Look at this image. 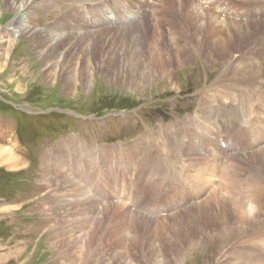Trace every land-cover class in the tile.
<instances>
[{
    "label": "rangeland",
    "instance_id": "374dc122",
    "mask_svg": "<svg viewBox=\"0 0 264 264\" xmlns=\"http://www.w3.org/2000/svg\"><path fill=\"white\" fill-rule=\"evenodd\" d=\"M51 1L52 0H49L48 2ZM65 1L66 0H62L59 4L57 3L61 6V11L63 10L62 8ZM139 1L143 3L146 0ZM218 1L219 3L217 4ZM202 2L207 4V7H211L212 11H216L213 9L215 6L221 9L225 8L224 5L226 4V0H217V2L216 0H203ZM221 3L223 4L221 5ZM6 4L5 0H0V147L9 149L12 154L11 164L12 162L15 164L11 167H7L6 163L0 159V264L73 263L71 257H66V259L63 257L64 251H67L66 248L61 250V244L57 241L58 239L52 240L51 238L52 230L58 229L60 220L53 215L52 206L54 203L51 204L49 201H55L56 193H58L55 189L58 187L55 181V175H47L44 168L48 169L49 167L50 169L51 166L54 167V165H58L54 159L48 160L49 155L53 153V151L57 150V155L62 156V149L66 150L68 146L71 148H80V145L84 146L81 152L83 151L87 154H91L93 158L91 161L92 165L88 162L87 167L85 166L87 160L82 157L84 154H80V157H70V151L66 150L63 160L64 168L66 167L65 170L68 171L69 176L73 178L76 177V179L78 178L82 185L85 184L84 186L88 189L96 187L97 191L91 192V195H95L96 200L100 201V197L104 195V202L109 203L114 199L119 203L120 201L122 202V199L128 198L129 195L130 204L133 208L142 206L151 210L150 206L152 205L153 209L150 218L158 217L161 220L164 217L168 218L166 224L168 232L154 229L140 231L139 245L135 249L137 252V248L140 246L137 253L138 260L134 261V264H146L147 249L149 246H154L157 242L163 246V251L166 253L173 244H177L178 247L180 246L179 250L183 248V254L181 252L179 257L173 259L176 264H245V259L241 258V255V257L238 255L235 256L236 259L234 255L246 251L248 252V250L252 251V254L257 252L255 255L260 257L264 256V239L262 240L264 236L261 235L264 234V218H262V225L260 224L261 231L259 229L257 230L259 232L253 231V229L247 227L239 226L237 228V226L233 225L234 230L232 229L224 235L212 233L208 237L203 238L195 234V229L198 224H201L203 227V222L198 212L210 210L206 208L208 204H205L210 199L212 201L214 199L218 202L221 201V206L227 205L231 206L233 209L231 200L236 199L235 202H245L246 196L249 194L248 191L245 190L246 187L243 186L236 188L238 190L223 189L224 193L223 190L222 192L220 190L213 191L215 186L213 188H206V190H201L202 187L201 189L197 188L196 181H190L186 178L187 161L184 155L180 153V150L186 148V142H191L196 147V142L200 140L192 139L194 136L199 135L209 140L210 138H207V136H209L210 133L213 134L214 132L215 135L218 129H223L224 132L229 131L228 127L233 123L235 127L232 128L234 129L232 131L237 135L235 145L237 142L241 143L242 140L245 142L252 141V145L244 143L243 149L237 152L238 155H235L234 151L227 153L224 149V153L219 155L215 163L223 169L228 157H236L242 154L244 158L241 162H229L231 165L233 164L235 170L238 171L236 175L229 178V181L238 180L244 182L247 177L244 168L248 167V170L251 171V164H253V162L255 163V161L251 160V158H253L251 156L259 149L258 145L254 144L256 141L251 138L257 137L259 134L257 132L263 129L259 128L256 130V133L248 136L240 131V129H237L239 120L243 118H238L237 115L232 113L229 114L233 106L238 107L240 99H238L237 102V96L234 95L229 102L227 101L228 104L226 103V107L223 104L226 95L223 94V105L219 106L217 104L218 102H216L217 114H219L223 107L225 108V113L220 114V116L218 115V120L214 121L211 127H209L208 124H203L201 129L196 128L199 132L203 131L198 134L193 130L194 127L188 129L185 124H177L176 131L179 133L175 135V137L177 136L176 138L174 137L175 140L177 139L174 146L167 145L163 148V145L160 144V149L157 147H149L151 149H149V153H146L144 156L145 161L143 162V158L141 159L143 155L138 156L137 154L136 160L130 161L129 169H127L129 172L127 170L125 172L127 161L123 158L125 151L122 149H126L144 134H158L160 137L163 128L172 129L173 123L183 118L190 119L196 117L199 104L202 98L211 90L210 88H212L218 80L228 78L229 72L226 67H223L220 62L215 63V61H213L209 63L205 61V59L202 60L195 56L193 57L194 60L192 64L181 67L178 66L180 64L175 63L173 64L174 66L168 69L170 71L169 74L162 77L161 80H151L147 82V84L139 83L140 85H136L138 87L137 89L135 86L127 85L130 84L128 81L118 82V80H115L114 73L117 71L112 72L111 75L105 73V68L107 67L106 61L108 59L115 60V56L104 55L101 57L99 63L74 60V62L63 65L64 70H72L73 68L77 70L84 69L83 72L79 71L80 83H86L84 78L88 73L92 75L90 77L91 84L89 83L88 88H85V86L79 83L80 86L76 90L73 88L72 91L68 93L64 91L63 80L61 79L63 72L54 73L53 77L48 79L46 70L50 65H45L44 60L39 58L37 54L38 43L36 44L35 40L27 38V36L24 37V34H17L16 36L12 33L13 29L11 23L14 21L15 15L8 10ZM44 5L45 0L34 1L32 6L33 10L40 11L35 13L28 21L29 26L36 27L41 31L45 29V26H56L62 23L59 20V14H56L57 10L55 11V9L59 11V6H56L57 8L55 9L43 12L42 9ZM159 5L160 3L157 4L158 7L153 11V3L147 0L145 8L142 10L144 18H148L147 16L150 12L154 14L160 11L161 6ZM218 5L221 7H218ZM141 14H139V16ZM255 15L256 14L253 13L250 20L259 19L261 16L256 15L258 16L256 17ZM153 16H150L151 24L154 21ZM222 20H224V18H222ZM10 40L12 42L14 41V44L12 47L8 48L9 42H11ZM159 41H162L161 38L154 39L151 47L153 49H158L157 46L160 43ZM171 41L173 40L170 39V42ZM171 48L175 49L174 46ZM120 50L121 49L118 50L119 54ZM132 51L133 48L123 49L119 57L125 56L129 59L135 54H130ZM119 62V68L120 66H125L120 58ZM121 72L124 73V70L121 69ZM252 99V101L250 99L245 101L244 105L250 107L253 106L252 104L256 101V105H254L256 107L260 105L261 111L259 110L260 113L257 114L256 117H253L254 115L251 116L253 120H249L247 117L246 122L256 126L257 124L264 126V110L262 109L264 105L260 98L253 97ZM236 112L238 111L236 110ZM191 135L193 137H191ZM241 135L246 136L242 137ZM215 137L218 139V136ZM156 139H159L161 143L164 141L163 137ZM219 140H221V138ZM75 141H77V143L73 145ZM262 142L263 140L261 139L260 146L263 145L264 142ZM222 144L225 148L226 144L224 142ZM251 146L255 150L252 151ZM204 147L205 146L200 148L201 153L204 154L205 157L207 156V159L211 160V158H209L210 153L206 152ZM58 149H60V152ZM89 149L92 150V153L89 152ZM153 154H155V156ZM174 155H177V158ZM210 155L217 157L216 153ZM246 155H248L247 158ZM159 158L165 161L159 162L162 166L166 163L171 171L174 170L173 172L179 174L178 176L180 177L178 178H181V183H176L172 179H169L163 172L157 171L152 164H149V166L145 164L148 160L152 162ZM49 161H51V164H49ZM103 161L109 162L104 166ZM245 161H249L251 164L246 166L244 164ZM141 170H143L146 175L145 177L143 175V180L138 183L134 176ZM116 172L118 173V181L115 182V192V190H113L114 184H108L106 182L108 180V175L110 174L113 176ZM89 176L91 178L96 176L94 182L91 180V184L88 180ZM125 179L128 182H126V185H128L130 191L124 190ZM98 186H101V189L98 188ZM104 186H109V188L103 190ZM184 186L188 190H199L197 193H192L187 203L183 195L184 192L182 188ZM132 191H134V193H140V197H133L132 199ZM229 195L233 196L229 197ZM51 196H53V198ZM45 198L47 202H45ZM131 200L133 201L131 202ZM154 202H158V206L160 205L162 209L159 210ZM213 204L216 210L220 209V206L217 207L215 203ZM192 205L196 207L190 208L194 211L190 213V216L197 212L198 218H193L192 215V217L182 218L178 223H176L177 221H173L175 216L181 214L187 215L186 210ZM139 211L143 212L141 209ZM71 212L74 213L76 211L73 209ZM143 213L146 214L147 212L144 211ZM146 215H148V213ZM107 226L110 227V225ZM75 227L76 230H78L81 228V224L77 223ZM238 229L241 233L237 232L239 231ZM83 231H85L84 233L88 231V225ZM232 232V238L227 239L226 237ZM104 234L105 233H103V235ZM211 235L216 237H214V239H212V237V240L208 239ZM256 236H258L257 239L262 238L257 240ZM102 238L104 241L102 239L99 240L97 249L94 248V251L96 252L98 250V252H96L95 258L93 259L94 261L91 262V264H101L108 262V259L109 261L112 259L110 254L114 251V242L112 239L105 236H102ZM261 241H263L262 246ZM250 251L249 253H251ZM90 253L92 252H89V254ZM60 256L63 257V259H61ZM171 256H173V254ZM238 258H240V260ZM236 261L240 262L237 263Z\"/></svg>",
    "mask_w": 264,
    "mask_h": 264
},
{
    "label": "bare ground",
    "instance_id": "6f19581e",
    "mask_svg": "<svg viewBox=\"0 0 264 264\" xmlns=\"http://www.w3.org/2000/svg\"><path fill=\"white\" fill-rule=\"evenodd\" d=\"M5 1L8 10L15 15V19L11 23L13 29L12 33L16 36L17 34H24V37L27 36V38L35 40L36 44L38 43V52H36L39 58L44 60L45 65H50L46 70L48 79L50 77L52 78L54 73L63 72L61 79L63 80L64 91L68 93L71 92L73 88L76 90L80 84L85 86V88H88L90 77L92 75L88 73L84 78L86 83H80L79 71L83 72L84 69L77 70L76 68H73L72 70H64L63 65L74 62V60L99 63L101 57L104 55L115 56V60L108 59L106 61L107 67L105 68V73L111 75L112 72L117 71L114 73V79L118 80V82L128 81L130 84L127 85H132L133 87H137L139 83L147 84V82L151 80H161L162 77L169 74L170 71L168 69L174 66L173 64L177 63L180 64L178 66L186 67L187 65L192 64L194 60L193 57L195 56L202 60L205 59V61L209 63H212L213 61H215V63L220 62L223 67H226L229 72L228 78L218 80L215 84L213 83L214 85L210 88L211 90L202 98L196 117L193 116L194 118H190L191 120L189 118H183L182 120L173 123L172 129L166 127L163 128L160 133V137L164 138L162 143L159 142V139H156L160 138L158 134H144L126 149H122L125 151L123 158L127 161L125 172L129 169L130 161L136 160L137 154L138 156L143 155L141 159L143 158V162L145 161L144 156L146 153H149V149H151L149 147H157L160 149V144L163 145V148L167 145L174 146L177 140H175L177 137H175V135L179 133L176 131L177 124H185L188 129L194 127L195 129L193 128V130L198 134L203 132L197 130L201 129L203 124H208L209 127H211L214 121L218 120V115L220 116V114L225 113V108L223 107L221 109L220 107L221 111L217 114L215 106L216 102H218L217 104L219 106L224 104L226 107V103L228 104L229 100L235 95L238 97H236L237 102L238 99H240V101L238 102V107L233 106V109L229 114L232 113L237 115L238 118H243L239 120L237 129H240V131L244 132L247 136L256 133V130L259 128L263 129L262 131L257 132L259 133L257 137L251 138L256 141L254 144H257L259 149L256 150V152L254 151L255 154L251 156L253 157L251 160L255 161V163L253 162V164H251L249 161L244 162L246 166L249 164L252 165L250 167L251 171L248 170V167L244 168L245 174L247 175L244 182L238 180L229 181V178L238 173L233 164L231 165L229 162H241L244 158L242 154V156L228 157L223 169L215 163L217 158H219V155L224 153V149L227 153L234 151L235 155H238L237 152L243 149L244 143L252 145V141L245 142L243 140L241 143L237 142L235 145L237 135L232 131L234 130L232 128L235 127L233 123L228 127L229 131L224 132L223 129H218L215 135L214 132L213 134L210 133V135L207 136V138H210L209 140H206V137L202 138V136L199 135L194 136L195 138L191 135V137H193L192 139H199L200 141L196 142V147L191 142H186V148L180 150V153L184 155V158H186L187 161L186 178L190 181H196L197 188L201 189L202 187L201 190H206V188H213L215 186L213 191L220 190L222 192L223 189H236L243 186L246 187L245 190L248 191L249 194L246 196L245 202L241 201L240 203L235 202L236 199L231 200L233 209L231 206H221V201L218 202L214 199L213 202L211 199L209 200L208 195L207 197L209 201L205 204H208L206 208L210 210L198 212V215L203 222V227L201 224L197 225L195 229L196 235L203 238L208 237L212 233L224 235L230 232V230H234V226H237V228L239 226L251 228L253 231L260 230V224L262 225V218H264V126L260 124H257L256 126L246 122L247 117L249 120H253L252 118L260 113L259 110L261 106L259 105L256 107L255 101V103L253 102L255 105L252 104L253 106L246 107L244 102L248 99L251 100L253 97H258L264 105V0H226V4L224 5L225 8L220 9L215 6L213 9L216 11H212L211 7H207V4L202 2L203 0H148V2L150 1L154 5L153 11L156 10L158 7L157 4L159 3L161 9L154 14L150 12L148 16L146 15L148 17L146 19L144 18L142 10L145 8L147 0L143 3H140L139 0H66L62 11L60 10L61 6L58 5L62 0H56L57 2L53 0V2H48L49 0H45V5L42 9L43 12L55 9L57 8L56 6H59V11L58 9H55V11L57 10V13H55L59 14V20L62 23H59L56 26H45V29L42 31L38 30L36 27H31L28 24L29 19L35 13L40 11L33 10L32 6L36 0ZM218 3L219 1L217 4ZM222 4L223 3H221V5ZM218 7L221 6L218 5ZM253 13L261 15L260 18L250 20ZM139 14H141V17ZM150 16H153L154 21L152 24ZM222 18H224V20H222ZM157 38H161L162 41H159L160 43L158 46L156 45L158 49H153L151 47L153 44L152 41ZM170 39L173 41L170 42ZM11 42H9L8 48L13 46L14 41ZM171 45L174 46L175 49H172ZM128 48H133V51L130 54H135L129 59L125 56L119 57L123 52V49ZM119 49H121L120 54L118 53ZM119 58L125 64L124 67L120 66L119 68ZM121 69L124 70V73L121 72ZM223 94L226 95V99L224 97L222 104ZM262 109L264 110V108ZM236 110L238 112H236ZM251 116L253 117L251 118ZM246 135L241 136L245 137ZM215 136H218V139ZM220 138L221 140H219ZM261 139L263 140V145L260 146ZM223 142L226 144L225 148L222 146ZM76 143L77 141H75L73 145ZM203 146H205L204 149L206 152H209L210 154L216 153L217 157L209 154L211 160L207 159V156L205 157L200 151V148H203ZM83 148L84 146L81 145L80 148H71L68 146L66 150L70 151V157H80V154H84L82 157L87 160V164H85L87 167L88 162L91 164L93 158L91 157V154H87L83 151L81 152ZM58 150L60 152V149ZM66 150L62 149V156L57 155V150L53 151V153L49 155L48 160L54 159L58 165L56 164L54 167L51 166L50 169L49 167L48 169L44 168L47 175H55V181L57 182L58 187L55 189L58 192L56 193L55 201H49L51 204L54 203L52 206L53 215L60 220L58 229L52 230V240L58 239L57 241L61 244V250L66 248L67 251H64V256L62 255L65 259L66 257H71L74 264H91V262L94 261L93 259L95 258L96 252H98V250L95 252L94 248L97 249L99 240L102 239L104 241L102 236H105L113 240L114 251L111 254L109 253L112 259L109 261L107 258L108 262L101 264H134V261L138 260L137 253L140 246L137 248V252L135 249L139 245L140 231L154 229L157 231L168 232V227L166 226L168 218L162 217V220L154 216H152L154 218H150L153 209L152 205L150 206L151 210L142 206L133 208L130 204L129 195L128 198L122 199V202L120 201L119 203L114 199L109 203L104 202V195L100 197V201L96 200L95 195H91V192L97 191L96 187L93 188L90 186L91 188L88 189L84 186L85 184L82 185L78 178L76 179V177L73 178L69 176L68 171L65 170L66 167L64 168L63 160ZM251 150L253 151L255 149L251 146ZM89 152L92 153V150L89 149ZM11 155L9 149H3L0 147V159L6 163L7 167H11L15 164L14 162L11 164ZM153 155L155 156V154ZM177 155L174 156L177 158ZM247 156L248 155H246V158ZM163 161L159 158L152 162L148 160L145 164L148 166L149 164H152L157 171L163 172L169 179H172L176 183H181V178H178L180 177L178 176L179 174L173 172L174 170L171 171L166 163H162L163 166L159 163ZM50 162L51 161H49V164H51ZM108 162L103 161L104 166L107 165ZM143 170L139 171L136 176H134L138 183L143 180V175L144 177L146 175ZM117 175L118 173L116 172L113 176L110 174L108 177L106 176L108 179L106 183L114 184L113 190H115V192V182L118 181ZM95 177L96 176L93 178L90 176L89 178L87 177L90 184L91 180L94 182ZM126 182L127 180L125 179L124 190L130 191ZM98 188L101 189V186H98ZM107 188H109V186H104L103 190ZM182 189L186 203L189 202L193 192L197 193L199 191L188 190L185 186ZM132 194L133 199V197L137 198L140 193H134V191H132ZM231 196L233 195H229V197ZM51 197L53 198V196ZM132 201L133 200H131V202ZM45 202H47L46 198ZM212 202L215 203L217 207L220 206V209L216 210ZM158 204V202L155 203L156 206H158ZM193 207L196 206L192 205L191 207H188L186 210L187 215L181 214L175 216L173 221H177L176 223H178L182 218L192 217V215L193 218H198L196 211L195 214L190 216V213L194 212L190 209ZM157 208L159 210L162 209L160 205ZM73 209L76 212H71ZM140 209L143 210V212L146 211L148 215H146L147 213L140 212ZM77 223L81 224V228L78 230H76L75 227ZM87 225L88 231L84 233L85 231L83 230ZM107 225H110V227ZM233 232L226 238L231 239ZM237 232L241 233L240 230ZM103 233L105 234L103 235ZM214 235H211L208 239H211L212 237V239H214V237H216ZM261 235L264 236V234ZM257 237L258 236H256V239ZM263 239L264 237L262 240ZM263 241H261V246ZM179 248L180 246L178 247L177 244H173L171 245L170 250L166 253L163 251V246L157 242L154 246H149L147 249L146 264H176L173 259L179 257L181 252L183 254V248L180 250ZM253 249L255 250V247ZM249 251L250 250H248V252L246 251L241 254H236L234 255V258L237 255H241L242 257H240L245 259V264H264V256L260 257L255 255L257 252L252 254V251H250L251 253H249ZM89 252L92 253L89 254ZM172 254L173 256H171ZM63 257H61V259H63ZM238 259L240 260V258Z\"/></svg>",
    "mask_w": 264,
    "mask_h": 264
}]
</instances>
